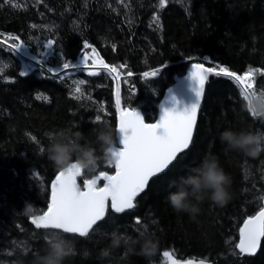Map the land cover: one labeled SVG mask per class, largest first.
<instances>
[{"label":"trees","instance_id":"16d2710c","mask_svg":"<svg viewBox=\"0 0 264 264\" xmlns=\"http://www.w3.org/2000/svg\"><path fill=\"white\" fill-rule=\"evenodd\" d=\"M4 33L19 36L33 52L51 41L50 64L57 67L95 49L97 60L119 75L72 68L51 74L0 43V264H31L44 251L47 236L57 231L33 223L47 211L52 184L63 171L47 158L46 147L60 130L82 131L93 141L102 124L118 130L116 81L120 109L141 112L149 124L193 63L217 71L227 67L241 76L251 70L249 83L264 90V0H0V38ZM153 71L158 72L154 77ZM242 101L231 78L211 76L189 149L149 182L134 209L106 213L87 237L59 230L75 246L65 264H170L171 258L264 264V239L255 256L235 247L244 220L264 204V153L249 157L227 150L220 140L227 127L264 129V122L242 109ZM207 154L216 155L230 174V200L222 207L205 200L195 219L174 212L167 200L176 190L170 181L187 175ZM100 171L113 175L115 168L101 165L94 176L82 174L81 188ZM26 202L34 214H24ZM137 217L142 225L135 223ZM145 227L158 240L152 257L124 249L100 256L113 230L136 236Z\"/></svg>","mask_w":264,"mask_h":264},{"label":"snow or ice","instance_id":"6c2138e0","mask_svg":"<svg viewBox=\"0 0 264 264\" xmlns=\"http://www.w3.org/2000/svg\"><path fill=\"white\" fill-rule=\"evenodd\" d=\"M160 2L164 3V0ZM48 44L51 46L52 42L49 41ZM20 47L21 45H12V50L16 51ZM89 58L92 60L91 66L87 63ZM83 64L84 68L91 67L117 73L115 67L104 64L102 60L97 63L95 49L91 56L87 53L83 54ZM74 67L76 66L73 63H63L62 67L56 68L55 75H61L63 70ZM46 71L53 70L47 68ZM209 73L231 78L240 88L243 99L248 90L254 89L249 83L253 78L251 70L241 76L227 67H220L217 71L215 68H206L202 63L193 64L190 77L197 82V87L193 89L196 101L190 107L183 111L164 109L159 121L152 124L145 123L136 110H120L118 131L123 134L121 141L123 147L119 150V158L114 166L115 175L100 171L95 178L84 181L82 190L77 182L83 174L80 169L73 165L67 172L61 171L52 184L51 203L47 211L43 215L33 217L36 227L58 229L64 233L87 237L99 222L107 218L106 213L124 214L127 210L134 209L137 197L145 191L150 179L164 173L178 159V154L189 149L196 126L197 110L204 92V83ZM21 74L26 73L22 71ZM97 74V71H89V75ZM157 74V71L151 73L153 77ZM118 75L117 73V77ZM144 76H149V73H144ZM83 83L84 81H81V84ZM80 91L79 87L76 88V92ZM116 106L119 109V88H117ZM251 116L254 118V114ZM96 120L100 121V116H97ZM157 129L163 131L158 132ZM40 150L44 151L43 148ZM101 180L104 181L103 186L98 187V181ZM261 199H264V196ZM135 223L142 225L139 217L136 218ZM145 231H147L146 227L140 234ZM239 232V243L235 247L241 254H254L260 246L261 238H264V207L244 220ZM164 255L168 256L169 253L165 252ZM200 264H204V261H200Z\"/></svg>","mask_w":264,"mask_h":264},{"label":"clouds","instance_id":"9594fccd","mask_svg":"<svg viewBox=\"0 0 264 264\" xmlns=\"http://www.w3.org/2000/svg\"><path fill=\"white\" fill-rule=\"evenodd\" d=\"M242 109L254 118L264 122V90L250 89L242 101ZM122 133L108 124L95 130V140H89L82 131L60 130L52 135L46 147L47 158L57 169L67 172L73 165L83 174L94 176L101 165L115 166L122 144ZM119 138V139H118ZM220 140L227 150L258 157L264 153V129L250 127L224 128ZM118 141V143H117ZM231 176L214 154H207L200 164L189 170L187 175L170 181L176 190L168 194L167 200L176 213H186L190 218L200 212L199 205L209 200L217 206H224L231 198ZM25 215L34 214L35 208L26 202ZM46 238L42 253H37L31 264H65L74 253V242L61 235L58 229ZM108 244L100 250L102 258L110 257L116 250L124 249L130 255L152 257L158 240L150 232L136 236L113 230L107 236Z\"/></svg>","mask_w":264,"mask_h":264},{"label":"water","instance_id":"95a60500","mask_svg":"<svg viewBox=\"0 0 264 264\" xmlns=\"http://www.w3.org/2000/svg\"><path fill=\"white\" fill-rule=\"evenodd\" d=\"M0 42L3 43V44H5V45H7L10 48H12V44L11 43L6 42V41H4L2 39H0ZM100 61L101 60H99L97 63H99ZM206 68H208V67H206ZM190 72H191V68H190L189 72L187 73V75L183 79H181L180 81H178L176 83V85L165 95V97H164V99H163V101H162V103L160 105V108H159V116H158L157 121H159L161 115L163 114L164 109H170V110H175V111H183L186 108L190 107L193 103H195V101H196V94L193 91V89L195 87H197V82L190 77ZM212 75H214V74L209 73L208 74V79ZM207 80L204 83V92H203V95H202V98H201V101H200V107L197 110L196 125H197V122H198L199 111H200V108H201V105L203 103L204 96H205V89H206ZM162 105H163V107H161ZM128 111H130V110H128ZM138 113L142 116V114L140 112H138ZM119 115H120V112H119ZM142 118H143V116H142ZM118 127H119V120H118ZM195 128H196V126H195ZM195 128H194V131H193V137H194V133H195ZM157 131L158 132H162L163 129H157ZM190 146H191V144H190ZM118 147L122 148L123 145L118 143ZM152 179L153 178H151L150 181ZM263 239L264 238H261L260 246H259V248L257 249V251L254 254H247V253H245V254L246 255H250V256H255L258 253V251H259V249L261 247V244H262ZM200 261H203V260H197V259H193V258H188V259H173L172 260V264H189V262H192V264H200ZM204 264H209V263L204 261Z\"/></svg>","mask_w":264,"mask_h":264},{"label":"bare ground","instance_id":"6f19581e","mask_svg":"<svg viewBox=\"0 0 264 264\" xmlns=\"http://www.w3.org/2000/svg\"><path fill=\"white\" fill-rule=\"evenodd\" d=\"M2 37V36H1ZM89 42V41H88ZM36 44V43H35ZM96 44V43H95ZM105 45V44H104ZM49 46V45H48ZM34 49V48H33ZM82 49V48H81ZM60 50V49H59ZM79 53V52H78ZM56 56V55H55ZM57 56H58V54H57ZM74 61V60H73ZM55 65V64H54ZM43 66V65H42ZM66 80V79H65ZM64 81V80H63ZM68 85H70V84H68ZM74 85V84H73ZM79 86V85H78ZM81 88V87H80ZM69 93H70V91H69ZM93 94V93H92ZM105 102V101H104ZM32 140V139H31ZM178 249V248H177ZM173 255V254H172ZM161 260V259H160ZM161 262V261H160Z\"/></svg>","mask_w":264,"mask_h":264},{"label":"rangeland","instance_id":"374dc122","mask_svg":"<svg viewBox=\"0 0 264 264\" xmlns=\"http://www.w3.org/2000/svg\"><path fill=\"white\" fill-rule=\"evenodd\" d=\"M169 259H170V256H169Z\"/></svg>","mask_w":264,"mask_h":264}]
</instances>
